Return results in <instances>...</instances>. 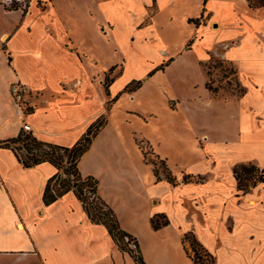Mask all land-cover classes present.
Masks as SVG:
<instances>
[{
  "label": "crops",
  "instance_id": "obj_1",
  "mask_svg": "<svg viewBox=\"0 0 264 264\" xmlns=\"http://www.w3.org/2000/svg\"><path fill=\"white\" fill-rule=\"evenodd\" d=\"M134 1L32 0L26 14L21 9L7 10L0 2V141L22 132L11 95L18 80L28 89L32 107L25 121L42 141L73 146L106 115V124L78 167L83 177L99 180V194L113 209L120 228L137 239L145 264H194L184 244L188 233L212 255L213 264H264V184L239 193L233 172L242 164L264 169V7L251 9L245 0L239 10L242 17L233 14L230 29L211 0H200L184 16V22L202 34L215 36L230 30L232 36L207 50L200 64L217 58L234 66L243 93L219 92L234 104H226V109H232L227 116H215L214 130L187 124L188 128L173 131L177 139L173 153L183 156L197 150L201 159L181 164L177 171L172 157L160 151L155 154L165 158L180 180L185 175L204 178L174 186L163 174L158 180L154 166L136 146L127 120L128 113L135 111L125 109L124 122L115 120L122 97L107 111L108 100L132 78L120 87L116 80L108 96L104 80L109 69L96 76V58L89 50L92 39L85 40L89 46L83 43L85 26L94 35L99 28L111 38L120 24L118 16L132 15L136 32L150 30L178 4V0ZM155 3L157 11L150 16L149 7ZM197 19L199 24L191 22ZM242 40L252 43L245 48ZM195 42L190 41L186 51L193 50ZM143 87L129 96L135 98ZM185 99L166 96L167 109L177 112ZM210 103L211 99L206 106ZM157 119L154 111L143 115L148 124ZM229 119L231 125L221 123ZM186 142L193 147L186 150ZM220 148L233 149V155L221 158ZM57 173L50 163L25 168L12 150L0 147V264H137L119 248L106 226L90 220L74 192L44 204L45 187ZM160 214L169 224L155 230L152 219Z\"/></svg>",
  "mask_w": 264,
  "mask_h": 264
},
{
  "label": "rangeland",
  "instance_id": "obj_2",
  "mask_svg": "<svg viewBox=\"0 0 264 264\" xmlns=\"http://www.w3.org/2000/svg\"><path fill=\"white\" fill-rule=\"evenodd\" d=\"M14 2L20 4L17 0H14L12 3ZM199 2L200 0H178L174 12L162 14L155 26L150 30L145 29L136 32V28L133 27L132 15H129L125 19L118 16V18H121L118 19L120 24L118 23L117 30L111 38L104 37L99 28V36L96 33L94 35V32L87 29L86 26L84 29L87 34L83 43L89 46L85 40L88 38L92 39V49L89 50L92 53L91 55L96 58L95 68L98 71L95 74L96 76L103 69L110 70L113 67H117L114 72L115 75L123 69L122 75L116 79L118 87L130 78H132L130 82L143 80V90L135 98L129 95L136 92L132 94L123 93L120 96L118 101L121 97L122 99L116 111L115 120L120 123L124 122L122 115L125 114V109L130 110L132 108L135 112L128 113L127 120H130L129 128L134 133L133 138L136 146L141 150L143 147L147 151L150 160H156L154 154H160L158 153L159 151L161 154H168L172 157V164L177 171L180 170L179 166L181 164L188 162L195 163L194 161L201 159V154L197 150L186 151L187 154L183 156L176 152L173 153V147L175 146L173 140L177 141L173 137L175 128L186 129L189 127L187 124H191L193 128L196 129L197 127L198 129V127L204 124L214 130L215 125H217L214 122L215 116H227L228 111L230 112L232 109H230L231 107L226 109V104H234L230 101L227 102L221 93L211 97L205 88V83L208 81L206 73L209 68L200 64V61L205 56H208L207 50L220 46L226 37L232 36V33L230 30H227V32L214 36L210 33H199L195 28L188 26L183 18L188 10H192L193 5H197ZM211 2L219 18L225 21L228 28L231 26L230 19L233 14L242 17V13L239 10L243 9L245 0H225L224 4H222L223 2H219V0H211ZM134 3L136 4L135 1ZM232 5L237 8L234 13ZM134 9L136 10V8ZM156 11L157 4L155 3L149 7V15H154ZM137 12L140 14V11ZM105 31L104 29L103 32ZM194 39H196L194 49L186 51L190 41ZM110 40L114 41L115 45L109 44ZM251 43L250 40L241 41L242 46L245 48L251 45ZM169 59H173V62L169 66H166L162 71H157L154 78L146 80L150 72ZM219 60L216 58L208 63L210 65L213 86L219 87V92H226L224 94L227 96L234 91L235 93L236 91L237 93L240 92L241 89L236 84L237 79L234 73V66L226 62L221 63L220 61L222 60ZM124 70H126L125 73ZM108 73L107 71L106 75ZM168 95L179 99L186 98L187 101L185 99L184 105L182 107L178 106V111L171 113L167 109L165 102V97ZM210 99L212 102L210 104L213 105L206 106V103L210 102ZM171 108L174 109L173 102L171 103ZM150 111H154L158 119L148 124L143 120V115L145 116ZM221 123L231 125L232 120L229 119L228 123L223 120ZM231 138H235V136L231 135ZM159 143L161 147H157ZM150 146H153L154 149ZM184 147L188 150L193 145L191 146L189 142H186ZM233 151V149L224 150L220 148L219 156L228 159L233 155ZM139 153L142 155L141 151ZM121 245L125 249H130L125 242L121 243Z\"/></svg>",
  "mask_w": 264,
  "mask_h": 264
},
{
  "label": "trees",
  "instance_id": "obj_3",
  "mask_svg": "<svg viewBox=\"0 0 264 264\" xmlns=\"http://www.w3.org/2000/svg\"><path fill=\"white\" fill-rule=\"evenodd\" d=\"M251 9L263 8L264 0H247ZM7 10H18L17 2L12 3L11 6H6ZM27 11H24L26 14ZM200 19L191 20L192 23L199 24ZM192 43V42H191ZM191 47V44L188 45ZM220 61V60H219ZM224 61V60H222ZM220 61L221 63H225ZM173 59H169L164 64L160 65L152 72L149 77L153 76L157 71H162L166 66H169ZM212 62V61H211ZM208 67L207 75L208 81L205 85L206 89L212 94H218L219 87L213 86L211 78L210 65L207 63L204 67ZM117 67L109 70L104 80V88L108 96L111 95L110 87L115 80L122 75L123 69L118 74H114ZM236 74V70H234ZM143 80H134L128 83L125 88L118 93L113 99L107 102V111H110L113 105L118 101L123 93H134L141 89ZM243 93L241 90L239 93ZM107 122V116L102 115L94 122L86 134L73 146H61L38 139L32 132H22L16 137L9 140L0 141V147L12 150L19 162L25 168H31L43 163H50L58 169V173L52 177L44 191L43 201L46 206L56 202L70 191L74 192L76 197L81 201L84 210L93 223L103 224L107 227L110 235L118 244L119 248L125 252L130 253L137 264H145L140 254L139 243L136 238L124 232L119 225L116 214L113 209L104 201L99 194V180L95 177H83L79 170V161L84 154L90 149L94 138L98 135L100 130ZM142 153L147 162L154 166L156 177L161 179L163 174L166 180L172 184L177 185L180 182L187 183L192 181H202L204 178L185 175L181 180L172 173L167 165L166 160L159 156L156 160L148 158L147 151L142 147ZM234 177L237 181V189L239 193H249L253 188L259 184H264V169L259 168L253 164L237 165L234 168ZM169 224V220L165 215H156L152 219V225L155 230L161 229ZM127 243L130 249L122 247L121 243ZM187 254L192 258L194 264H213L214 259L212 255L200 244L193 233H188L184 239ZM131 245L133 248H131ZM136 249V250H133Z\"/></svg>",
  "mask_w": 264,
  "mask_h": 264
},
{
  "label": "built area",
  "instance_id": "obj_4",
  "mask_svg": "<svg viewBox=\"0 0 264 264\" xmlns=\"http://www.w3.org/2000/svg\"><path fill=\"white\" fill-rule=\"evenodd\" d=\"M13 1L14 0H1V3L4 4L5 6H11L12 5L11 3ZM17 1L20 2V4H18L19 9L23 10V12L24 11L28 12V10L31 7L32 0H17ZM11 95H12V101L16 115L21 120L22 130L25 132H32V128L30 124H28L25 121L32 109L29 101L28 89L21 81L18 80L11 87ZM131 248H133L132 245Z\"/></svg>",
  "mask_w": 264,
  "mask_h": 264
}]
</instances>
